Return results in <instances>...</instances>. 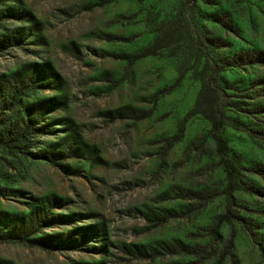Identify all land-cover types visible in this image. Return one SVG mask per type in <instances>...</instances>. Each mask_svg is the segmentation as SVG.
Masks as SVG:
<instances>
[{"label":"rangeland","instance_id":"rangeland-1","mask_svg":"<svg viewBox=\"0 0 264 264\" xmlns=\"http://www.w3.org/2000/svg\"><path fill=\"white\" fill-rule=\"evenodd\" d=\"M100 1L5 4L15 12L0 35H19L0 53V78L19 74L28 85L2 118L47 109L23 153L0 149V264H213L230 230L222 264H264V0H197L199 18L188 26L216 59L253 56L221 73L225 113L248 131L220 129L241 189L218 240L209 229L227 207L225 175L208 121L188 113L199 88L188 46L178 59L169 50L117 59L146 46L181 0ZM144 110L148 117H130ZM183 118L181 138L167 146ZM199 190L216 195L199 207L185 198Z\"/></svg>","mask_w":264,"mask_h":264},{"label":"trees","instance_id":"trees-1","mask_svg":"<svg viewBox=\"0 0 264 264\" xmlns=\"http://www.w3.org/2000/svg\"><path fill=\"white\" fill-rule=\"evenodd\" d=\"M10 0H0V22L13 18V10L10 7H5L6 2ZM110 0H101L98 4H106ZM182 8L173 13L170 17L172 22L159 23L153 31L151 41L134 54L118 55L117 59L126 60L131 63L141 58L154 56L164 50L172 52V56L177 59L182 56V49L188 46V55L192 58V67L194 69V76L199 82V88L194 99L193 105L188 113H199L209 123V135L214 141L215 151L219 157V163L224 171L225 186L222 193L227 200L226 210L218 215L215 224L209 229V236L214 240L220 238L218 227L222 222L231 223L235 216L230 212V204L234 199L233 192L241 189L240 185V167L237 166V160H234L227 156V142L220 134V129L229 125L233 128L244 129L248 131L242 122L229 117L225 113V107L229 106V102L225 99V89L229 87L226 84V80L221 76V73L226 67H232L236 65V62H247L253 57L249 52L238 53L237 57L225 62L224 60L216 59L212 50H207L201 45L204 41L210 42L208 39L198 38V36H192L188 26L194 25L195 21L199 18L198 8L196 5L197 0H181ZM210 19L215 23H220L219 19L214 15H210ZM222 26V24H221ZM19 31L14 32L11 35H0V53L7 47L14 46L13 42L18 38ZM241 56V58L239 57ZM245 56V57H243ZM253 59V58H252ZM251 62V61H249ZM247 64H250V63ZM188 63V59L185 64ZM183 62L179 64V71L177 78L174 81L176 85L183 79L185 70L183 69ZM0 149L7 153H23L27 148L32 138L39 130L36 127L37 121L43 114V110L47 108H30L23 109L20 115L14 118V120L5 121L2 118V114L5 113L7 105L9 108H15L20 103L21 97L24 95L23 86L28 85V80H24L19 74H13L10 78H0ZM50 102L46 103V107H49ZM18 113V111H16ZM150 115V110L132 112L131 118L143 119ZM183 121L181 120L174 134L168 138L167 146H170L174 142L178 141L183 132ZM195 196H185L186 199H195L199 201V207H202L210 199H212L215 192H205L202 190L189 192ZM0 195L3 192L0 187ZM193 197V198H192ZM172 214H167L160 218L158 223L166 221ZM10 233V232H9ZM9 235V234H7ZM233 230H230L229 236L226 239L225 244L218 252L213 264H222V261L229 254L233 246ZM35 245L41 249H47L48 243L43 241L32 240ZM181 252L185 254H197L195 250L183 246ZM210 254H208L209 257Z\"/></svg>","mask_w":264,"mask_h":264}]
</instances>
